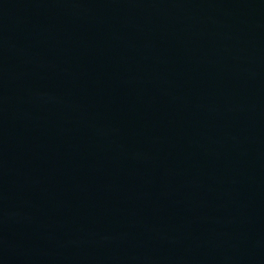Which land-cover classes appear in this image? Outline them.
I'll use <instances>...</instances> for the list:
<instances>
[{"label": "water", "instance_id": "95a60500", "mask_svg": "<svg viewBox=\"0 0 264 264\" xmlns=\"http://www.w3.org/2000/svg\"><path fill=\"white\" fill-rule=\"evenodd\" d=\"M0 264H264V0H0Z\"/></svg>", "mask_w": 264, "mask_h": 264}]
</instances>
